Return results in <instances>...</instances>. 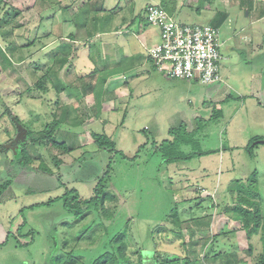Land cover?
<instances>
[{"label":"rangeland","instance_id":"obj_1","mask_svg":"<svg viewBox=\"0 0 264 264\" xmlns=\"http://www.w3.org/2000/svg\"><path fill=\"white\" fill-rule=\"evenodd\" d=\"M6 1L5 9L0 8V24L4 27L12 24L1 20L5 17L6 8L15 9L10 14L22 26L15 29L13 39L19 45L27 44L34 38L36 43L30 48L17 50L14 69L8 68L4 77L0 74V186L12 180L0 197V264H50L53 244L57 248L58 242L68 238L73 240V246L74 239L81 235L89 223L94 219L100 221L95 212L78 218L67 212L62 202L40 205L35 209L29 207L49 202L73 188L79 191L81 199L93 197L94 188L109 164L112 169L105 180L106 190L113 194L114 199L106 201L105 207L111 213H118L114 228L123 229L124 221L129 219V239L135 241L132 248L139 244L152 252L158 244V250L165 252L170 259L184 256L182 239H186L189 244L197 238L202 239L203 243L212 242L216 237L212 249L220 252L235 243L247 248L248 241L241 230V223L235 220L237 212L232 209L236 206L231 198L233 196L237 199L238 189L248 186L250 178V184L258 180L257 191L264 216V144L258 143L253 155L247 149L254 138L261 136L264 140V107L257 98H252L244 91L240 92L241 86L238 80L236 82L240 72H233L230 84H222L218 94L212 89L214 85L195 84L186 91L185 88H172L160 81L138 82L135 96L117 102V107L129 105L126 117L122 111H109L100 119L102 121L91 120L81 127H62L58 133L59 140H65L80 149L65 158L67 163L59 172L51 160V154H58V151L52 149L48 152L41 147L38 153L56 171V175L41 171L37 173L30 168H23L16 160L14 151L20 153V145L28 138L24 132L23 139L19 137L22 125L15 124L9 112L18 115L27 126L32 127L35 121L33 128L36 130L43 129L53 118L52 114L60 117L64 106L81 103V114L86 115L90 110L87 111L82 105L84 102H76L73 98L77 88L84 90L83 78L94 70L91 61H98L99 56L96 48L91 52L92 59H89L88 53L83 52L79 56L81 60L78 65L74 63L77 55H73V63L61 74L64 84H71L64 92L57 94L51 78L43 81V89L37 88L36 83L44 74L42 66L48 62L49 54L66 40L61 36L66 38L74 32L83 39L87 37L86 31L90 27H82L80 23H75L76 19L73 21L80 11L72 0H49L50 8L44 13H41L42 7L38 0ZM161 1L106 0L105 8H117L114 25H124L122 19L132 17L135 20L132 29L138 32L141 27L156 28L148 22L146 8ZM198 1L179 0L184 8L177 20L187 25H208L212 12L204 10L198 13ZM67 8H72L68 12L69 17L64 16L63 12ZM64 17L71 21L66 23ZM2 42L0 33V44L6 48ZM221 49L224 53L223 45ZM246 49L250 51V47ZM261 58L254 57L251 65L263 64ZM36 66H40L39 69H35ZM250 71L253 75V72L259 71V67L250 68ZM80 118L86 120L85 116ZM184 119L191 121L189 125L192 130L196 128L193 136L196 142L195 148L183 146L182 150L186 153L213 151V154L189 161L167 163L153 149L152 142L154 140L160 144L172 140L168 130L182 126L180 124ZM92 132L106 133L113 137L117 149L127 157L99 149L94 143ZM143 145L146 147L140 151ZM139 151L140 156L136 158ZM30 153L34 155L31 150ZM39 164L36 161L33 166L38 167ZM56 176H62L66 188L60 185ZM227 206L230 208L228 211ZM177 211L181 221H193L191 227L183 229L182 238L175 234L178 228L175 227L174 219H169ZM110 220L105 217L104 221L109 224ZM163 222L168 230L161 229L160 232L157 227ZM151 230H154L153 238ZM31 232L33 234L28 235ZM262 233L264 231L252 239L256 256L262 249ZM87 246L91 245L85 241L80 247ZM201 248L198 249L202 258L204 254ZM245 248L233 251L238 254L241 264H254L255 258ZM78 252L85 256L89 254L87 249L79 248ZM221 262L219 258L214 264Z\"/></svg>","mask_w":264,"mask_h":264},{"label":"trees","instance_id":"obj_2","mask_svg":"<svg viewBox=\"0 0 264 264\" xmlns=\"http://www.w3.org/2000/svg\"><path fill=\"white\" fill-rule=\"evenodd\" d=\"M38 1L42 7L41 13H44L50 8V3L48 2L49 0ZM105 1L106 0H72L73 3L78 5V10L80 11V13H78L77 16L73 18V21L76 19L75 23H80L82 27H90L88 30L86 29V34H88L89 38L93 37L97 33L112 32L119 29V25H114L116 18V15L114 14L117 13V8L112 10L105 8ZM199 1L201 5H204L205 1L212 2V0ZM171 4L174 5V3L168 4L167 0L161 1V5L165 7V9H167L171 15L174 16L173 12L175 7H173ZM6 6L7 1L0 0V8L5 9ZM67 9L68 10L64 9L63 12L65 14L64 16L69 17V13L72 8ZM12 10L15 9L6 8L4 15L5 17L1 20L3 23L9 22L12 24H8L5 27L4 25L0 24V33L3 38L2 43L6 46V48H3L0 44V64L2 66V69H0V74H2L3 77L5 76L8 68L14 69L15 52L22 47L30 48L36 43L34 38L29 40V43L27 44L19 45L17 44L18 41L13 39L15 29L21 27L22 24L16 22L17 20L11 16L10 12ZM72 13L76 12L73 11ZM67 17H64V21L66 23L71 21ZM5 19L6 21L4 22ZM129 19H131V22H129ZM122 21V24H127L126 27L128 29L133 30L132 27L135 24V20L132 19V17H127L124 20L122 19ZM61 38L66 40L57 45L49 54L47 59L48 62L42 66L44 69V74L40 77V81L36 83L37 88L43 89V81L51 78L52 87L56 88L57 94L64 92L70 86L68 84H64V82L61 80V74L62 72L64 73L66 71L69 64L73 63V55L77 53V48H81L86 45L85 43L79 44L78 46L73 45V43L75 44V41H77V35L74 32L69 33L66 38H64V36H61ZM105 65L106 66L104 70L95 68L90 74L86 75V77L90 79V82L86 84L84 91L85 93H93L96 97V103L98 104L102 102L100 100V95H98L99 90H102L103 86L106 84L111 75L117 73L115 72V69H113V71L109 70L110 64L107 66L106 63ZM39 67L40 66H36L35 69H39ZM6 113H8L7 109ZM9 114L13 118L12 120L15 122V124L19 123L28 130V139L24 141L22 145H20V153H18V156L16 155L17 162L20 163L23 168H30L34 172L38 173L41 171L49 175H56V171L51 166L46 164L44 158H42L38 153L39 149L44 147L48 152L50 150L52 151V149L58 151V154H51V160L54 162L55 168L60 172L61 167L67 163L65 158L74 150H76V148L75 146L68 144L65 140H59V129L62 127H81L87 120L86 117V120L80 118L84 116H82L81 113L77 114L76 109L73 110L71 107L64 106L60 117L52 114L53 118L44 125L43 129L36 130L33 128L35 121L32 123V127H30L27 126V124H25L18 115L15 116L12 112H9ZM91 135L94 139V143L99 147V149H104L108 152L112 151L116 155H120L123 158L127 157L123 151L117 149V143L110 135L96 132H92ZM170 135L172 136V140H166L160 144H157L154 140L152 142L153 149L156 152H159L163 156L164 161L167 163L189 161L196 157L213 154V151L206 152L197 150L193 153H186L182 150L181 147L183 146H192L195 148L196 142L193 137L195 132H188L185 125L171 129ZM258 140H263V137L258 136L254 138L253 142H251L247 147L251 155H253L254 148L258 146ZM29 146L31 149H28ZM143 147L146 146H141L140 151L143 149ZM30 150L31 152L33 151L34 155L30 153ZM140 151L135 156L136 158L140 156ZM36 161L40 162L38 167L33 166ZM111 169L112 167L109 164L107 170L94 188V196L89 199H81L79 191L76 188H73L71 190H67L63 195L52 199L49 202L39 205H32L29 207V209H35L40 205H52L55 202H62L64 209L70 214L78 216V218L82 216L84 217L87 213L95 212L97 219H100L99 222L94 219L91 223H89L81 232V235L79 234V236L74 239L75 243L73 246L71 245L73 240L68 238H64L61 243L58 242L57 248L53 244V254L51 255L50 264H214L219 258L222 260L221 264H241V259L239 258L238 254L233 251V249H244L245 247L242 244L235 243L234 245L227 248L224 252H220L221 250L212 249L216 237L212 242L206 241L203 243L202 239L197 238L192 240V242L189 244L186 239H182L181 244L185 254L184 256L174 259H170L165 252L161 253V251L158 250V244L155 245V251L152 252H148L144 246L140 247L139 244H136L135 247L132 248L135 241L129 239V219L124 221L125 226L123 229L114 228L115 226L113 225L118 220V213H111L105 207L106 201H112L114 199L113 194L106 190L107 183L105 181L110 175ZM254 174L257 175V172ZM56 178L57 181L60 182V185L66 188V184L62 182V176H56ZM251 180L252 178H250L248 186L238 189L237 199L236 197L234 198L232 196L231 199H234L232 202L236 206L232 210L237 212H235L237 214V219H234L241 223V230L248 241V246L245 249H247L250 256L255 258L254 264H264V233H262L260 238L262 242V249L257 256L254 253L255 246L252 243L253 237L264 231V216L261 209V197L257 191L258 180L255 179L254 183L250 184ZM11 183L12 180H8L6 183L0 186V197L11 185ZM226 209L228 211L230 209L229 206H227ZM178 214V211L175 212L173 215H171V217H169V219H174L173 222L175 227L178 228V231H176L175 234L182 238L183 229L185 227H191L190 225H192L193 221H181V218ZM105 217H109L111 219L109 224L104 221ZM161 229L168 230V227H165L164 222L157 227V230H160V232L162 231ZM174 229H172V231H174ZM90 233L91 235L88 236ZM153 233L154 230H151L152 238ZM30 234H33V232L28 233V235ZM8 237H10V233L8 234ZM53 240L56 242L55 238H53ZM85 241L91 246L81 248L80 246L82 242ZM5 242H7V240ZM199 247H202L200 250L204 254L202 258L199 255ZM79 248L83 250L87 249L89 254L85 256L82 253H79Z\"/></svg>","mask_w":264,"mask_h":264},{"label":"crops","instance_id":"obj_3","mask_svg":"<svg viewBox=\"0 0 264 264\" xmlns=\"http://www.w3.org/2000/svg\"><path fill=\"white\" fill-rule=\"evenodd\" d=\"M170 3H174V5H171L175 7L173 14L177 19L184 6L180 4L179 0H169L168 4ZM158 4L161 5V2ZM204 10L212 12L211 17L208 19V25H216L220 29L221 40L223 47H225L224 53L222 51L223 63L221 70L224 81L214 84L212 89L218 94L221 92L222 84H230L231 74L239 71L236 82L238 80L241 86L240 92L243 93L244 91L252 98H257L264 107V63L251 65L254 57H262L261 62H264V0H213L212 2L205 1L204 5H201L198 1V13H202ZM130 20L129 22H131ZM126 26L119 25L117 31L97 33L91 38L88 34L83 39L77 36V41H75V44L73 43L75 46L86 44L81 48H77V58L74 63L80 65L81 59H79V56L83 52L88 53L89 59H92L91 52L93 48H96L99 60L91 61L95 68L104 70L107 63V66L110 64L109 70L113 71L115 69V72H117L111 75L102 90H99L98 95H100L102 101L100 104L96 103V97L93 93H85V88L84 90L76 89V95L73 99L76 102L83 101L82 105L84 104L87 111H92L91 113L88 111L84 115L87 120L83 125H87L91 120L102 121L100 119L106 116L109 111H122L123 116L126 117L129 105L123 104L117 107V102L120 103V101L125 100L124 98L135 96L138 85L136 83L138 82L150 81L152 83L160 81L172 88H185L186 91L190 90L195 84H199L181 79L175 80V78L159 74L160 72L152 63L147 51L149 47L154 45L153 43L156 44L159 41L157 28L141 27L138 32H135ZM123 28L125 30H122ZM246 47H250V51ZM250 55L253 57L249 59ZM257 67H259V71L253 72L255 74L252 75L250 68ZM83 79L86 86L90 80H87L86 77ZM66 84L71 85L70 83ZM79 104H72L71 106L73 110H77V114L83 112L81 111V103ZM189 124H191V121L184 119L180 125H185L188 132H195L196 128L192 130ZM174 128H178V126H174ZM171 129L173 128L168 130L169 134ZM75 148L76 150L80 149L76 145Z\"/></svg>","mask_w":264,"mask_h":264},{"label":"built area","instance_id":"obj_4","mask_svg":"<svg viewBox=\"0 0 264 264\" xmlns=\"http://www.w3.org/2000/svg\"><path fill=\"white\" fill-rule=\"evenodd\" d=\"M146 18L159 33L160 42L147 51L160 73L202 85L224 81L223 43L218 27L181 23L160 4L149 5Z\"/></svg>","mask_w":264,"mask_h":264},{"label":"water","instance_id":"obj_5","mask_svg":"<svg viewBox=\"0 0 264 264\" xmlns=\"http://www.w3.org/2000/svg\"><path fill=\"white\" fill-rule=\"evenodd\" d=\"M19 131H20L19 137H22V139H23V132H24V134L28 135V130L26 128H24L23 126H20ZM258 143L264 144V140H260V141H258ZM14 153L18 156V154H17L18 152L14 151Z\"/></svg>","mask_w":264,"mask_h":264}]
</instances>
